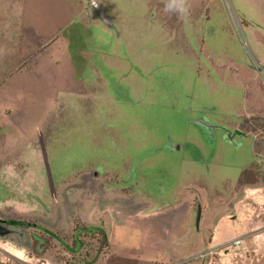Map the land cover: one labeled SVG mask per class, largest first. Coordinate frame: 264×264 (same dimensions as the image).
I'll list each match as a JSON object with an SVG mask.
<instances>
[{"label": "rangeland", "instance_id": "obj_1", "mask_svg": "<svg viewBox=\"0 0 264 264\" xmlns=\"http://www.w3.org/2000/svg\"><path fill=\"white\" fill-rule=\"evenodd\" d=\"M20 1L21 6L25 5L32 12V26H58L52 24L53 20L44 12L47 10L46 3L54 2L53 0ZM73 1L77 7V2ZM111 1L117 10L116 15L109 18L113 24L119 25V32H111L110 36L98 33L104 37H100L102 41L97 40L100 41V46H105L106 49L110 47L111 53V57L106 58L108 62L101 67L99 76L87 58L89 46L96 45L94 36L97 32H93L94 25L90 29L83 28L78 17L71 18L68 14L63 15V12L58 16V21H64L63 25L54 28L52 36L69 38L73 52L79 53L81 57L75 55L72 67L63 65V77L57 80V86L53 82L55 79L36 76L37 72L44 73L47 66L41 60L38 68L33 71L31 81L35 88L33 91L39 94L62 87L64 92H73L72 95L45 97L34 94L24 98L31 102L28 107L19 100L15 105L0 108V183H6L10 191L7 201H0V214L15 216L34 225L24 230L25 238L13 235V231L0 236V264H264V234H255L256 229H264V120H252L249 126L244 127L256 135V156L252 151L253 139L247 137L238 145L226 147L211 168L210 165L204 167L196 162L200 167H195L196 172H201L199 176L193 174L195 169H190L189 163L180 161L182 152L192 155L196 149L193 151L186 148L175 153L162 149L150 157L151 165L145 164V158L140 161L141 166L136 169L139 176L136 180L134 177L132 191L127 193L115 189L105 176H95L91 168L87 167L86 160V165L74 160L71 151L67 150L68 146L62 143H75L78 138L79 141L87 139V129L83 128V131L78 124L73 125V122L83 120L85 116L91 117L92 111L96 125L97 122L111 125L118 117L117 122L123 121L130 128L129 125L136 121L135 109L132 103H126L122 99L129 97L130 85L139 83L145 75L166 71L175 77L174 72L181 75L192 74L198 67L202 68L200 72L203 75L210 69L204 62L192 66L189 63H179L184 49L182 46L168 47L163 34L161 33V37L157 35L153 0ZM231 2L232 0H219L224 13L219 10L211 13L210 22L213 24L208 26L213 27L216 33L208 35V48L211 46L213 50H225L237 57H244L243 62L262 76L264 70L258 69L264 62L250 47L243 26L236 18L239 12L235 11V0V9ZM252 3L259 6L254 11L255 17L263 21L264 0H254ZM59 4L64 9L72 10L71 0H59ZM211 4H216L215 0ZM99 6L105 11L100 3ZM113 54L118 56L114 57ZM135 61L137 64L134 65ZM209 78L214 82L213 74ZM98 88L120 99L114 103L109 98L104 103L103 97L96 94L92 96V93L98 92ZM115 104L119 112L115 109ZM230 106L225 107V112L235 113L230 110ZM19 114H25V120ZM104 145L110 146L112 153L120 147L115 143ZM147 146L150 144L143 145L132 140L131 144L122 148L129 155L128 164L133 154L138 156ZM112 160L117 167L122 166L120 159ZM246 168L252 169L247 183H243L241 176L233 187L226 184L223 188L222 184L226 179L233 181ZM186 176L191 181L190 185L185 183L184 186L191 187L205 210L209 211L211 207L218 209L206 222L215 224L222 215L233 213L237 216L234 225L239 226L241 232L231 240L236 242L234 244L208 248L205 241L199 246L196 241L199 231L206 238H210L213 231L205 228V221L202 223L204 227L199 223L197 229L195 219L198 206L194 203L190 222L185 221L189 223V229L186 228L173 241L176 243L180 239L178 244L183 247L180 251L183 255L181 258H167L172 255L171 250H164L162 246L155 247L154 237L152 239L148 235L149 231L143 233L139 225L129 219L121 221L117 213L123 204L137 210L146 208V205H162L165 200L166 204H170L182 199L183 194L190 190L183 189L176 196L172 189L180 187ZM125 178L130 180V177ZM121 179L124 180V176ZM201 188L207 195H203L204 198L201 196ZM236 204L238 208H232ZM202 216L201 214V218ZM95 222L99 226H94ZM74 228L82 229L74 233ZM102 232L108 238L107 246L101 243ZM161 242L166 243L160 237V244ZM173 242L168 244L172 245Z\"/></svg>", "mask_w": 264, "mask_h": 264}, {"label": "crops", "instance_id": "obj_2", "mask_svg": "<svg viewBox=\"0 0 264 264\" xmlns=\"http://www.w3.org/2000/svg\"><path fill=\"white\" fill-rule=\"evenodd\" d=\"M53 1L46 3L47 10L44 12L53 20L52 24L55 23L58 26L52 25V27L47 28L46 26H32V12L28 11L25 5L21 6L20 0H0V108L7 105H15L19 100L24 103L25 107H28L31 102H27L24 98L29 95L33 96L34 94L35 96L45 97L63 94L64 96L72 95L73 92H64L62 87L59 90L55 88L53 92L39 94L33 91L35 88H33L31 81L33 71L38 68V64L41 62L47 64L45 72H37L36 76L41 78L46 77L50 80L55 79L53 82L56 83L58 79H62L63 77V65L73 66L75 55L81 57L79 53L73 52L69 38L66 36H52V33L55 31L54 28H59L63 25L64 21H58V16L63 12V15L68 14L71 18L73 16L78 17V21L82 24L83 28L90 29L94 25L93 32L95 30L97 32V35L94 36L96 45L89 46L90 51L87 53V58L98 76L101 74V67L108 62L106 58L111 57L110 47L106 49L105 46H100V41L98 42L97 40L100 39L102 41L100 37H103L98 33L110 36L111 32H119V25L113 24L109 18H113L116 15L117 8H114V2H110V0H95L98 5L100 3L104 8L105 11L102 10L103 16L108 15L110 22L106 23L99 18L98 9L90 4L89 0L88 2L85 0H75L77 7H75L74 1L71 0V11L64 9L60 5L63 1L60 4L59 0ZM252 1L254 0H235L236 9L233 0V3H231L235 11L239 12L236 18L243 26L250 47L257 57L264 62V15L263 21L255 17L254 11L259 6L253 4ZM185 2L189 9L188 14L180 15L169 12L166 9L167 0H153L152 6L156 10L154 17L157 20V35L159 34L161 37L163 34V39L168 47L182 46L184 50L181 51L183 53L180 56L181 59L178 60L179 63H189L192 66V64L205 62L209 65L210 69L206 68L207 75L210 76L212 74L211 70H213L218 79V83L216 80V82L210 84V91L214 93L218 92L222 95L224 99L219 102L221 107L225 108L231 105L230 108L235 112L237 118L264 120V75L261 76L257 71L244 63V57H237L225 50H213L211 46L210 49L208 48V35L216 31L213 27L208 26V24H213L212 21L210 22L211 13L213 10H219L221 13H224L220 8L219 0H215L216 4H211L212 0H185ZM146 7H148V3ZM87 10L88 13L86 14ZM220 29L221 31L223 30L222 28ZM113 55L114 57L118 56L117 54ZM42 57H45V59L42 60ZM40 60L41 62H39ZM135 64H137L136 61L134 62ZM143 79L144 77L140 79L139 83L130 85L129 89L131 92L128 96H131L134 100L138 99L142 92H144V89L147 88ZM95 94L103 97L104 103H107L106 101H109V98L114 99V94L106 93L104 90L101 91L100 88H98V92L92 93V96ZM234 106L235 110H233ZM114 107L118 112L120 111L116 104ZM24 116L25 114H19V117L23 120H25ZM85 117L83 120H78V122L74 121L73 125L78 124L77 126L83 131L87 129L86 137L88 138V128L89 126L95 128L94 122L96 121H94L93 111L91 117ZM6 118L8 119L9 116ZM26 120L29 119L26 118ZM201 193V196L204 198L203 195H206V193L203 190H201ZM193 196L194 193L190 189L187 194H183L182 199L175 200L170 204L151 207H149L150 205H146V208H139L137 210L130 209L127 205L123 204L121 206L122 209L118 210V218L121 221L129 219L136 222L141 230H143V233L146 230L149 231L150 234L148 235H151L152 239L154 237L155 247L162 246L164 250L172 251V255L167 258H181L183 253L180 251L183 250V247L178 244L180 243V239L176 243L173 241H176L177 236L184 233L186 228L189 229V223L185 221L189 220L190 222ZM232 208H238V205H232ZM205 209L202 204L201 214L203 216L200 220L201 227H204L202 223L205 221V228L211 229L213 234L210 238H206V235L201 234L199 231V237L196 239L199 246L205 241H207L208 248L213 246L223 247L227 243L232 244L231 240L241 232L239 226L234 225L237 216L233 213H226L215 224H212L206 221L209 220V217L214 212H218V209L215 207H211L209 211ZM206 212L209 213L207 214ZM96 222L93 223L94 226H99ZM255 234H264V229H256ZM160 237L166 243L162 244L161 242L160 244ZM170 241L173 242L172 245L168 244ZM157 260L160 259L158 258Z\"/></svg>", "mask_w": 264, "mask_h": 264}, {"label": "flooded vegetation", "instance_id": "obj_3", "mask_svg": "<svg viewBox=\"0 0 264 264\" xmlns=\"http://www.w3.org/2000/svg\"><path fill=\"white\" fill-rule=\"evenodd\" d=\"M104 17L110 22L107 16ZM200 70L202 68L198 67L192 74L186 73V75L174 72L175 77L171 72L166 71L161 74L151 73L145 75L143 82L147 88L144 89L141 96L136 100L131 96L122 99L123 101L126 100V103H132L135 109L136 121L129 125L130 128L126 127V123L123 121H120L122 125L117 122L118 117L108 126L100 122H97L98 125H96L94 122L95 128L92 126L88 128L87 139L84 138L79 141L78 138L75 143L73 141L62 143L68 146L67 150L71 151L74 160H79L78 163L82 164H85L86 160L87 167L91 168L95 176H105L107 182L110 181L115 189L125 193L132 191V183L139 176L136 169H138L140 161L145 158V164L151 165L150 157L162 149H167L171 153L182 152L186 148H191L193 151L196 149L198 154L195 152L196 150L192 155L182 152L180 161L189 163V168L195 169L193 174L199 176L201 172H196L195 167H200L196 162L204 167L210 165L211 168L214 166V162H217L216 159L219 160L220 154L226 147L238 145L247 137L253 139L252 151L256 156L254 151L256 135L244 128L253 121L237 118L235 113H226L225 108L219 104L224 99L222 95L210 91L209 85L216 82V80L218 83L214 72L212 73L213 82L209 78L211 75H207V70L203 75ZM113 98L114 101L120 99L116 96ZM126 106L131 107L128 104ZM132 140H136L143 145L150 144V146L144 148L138 156L133 154L130 159L131 162L128 164L129 155L122 148L131 144ZM112 143L120 146L115 153H112L110 146L104 145ZM113 158L120 159L122 165L120 168L112 163ZM81 159H84V161H81ZM145 164L143 163V165ZM251 170V168L241 170L238 177L233 181L226 179L222 184L223 188L226 187V184L233 187L236 182L240 181L241 176H243V183H247L246 180L249 179ZM119 175L124 176V180ZM140 175L143 176V173H140ZM125 177H130V180ZM134 177H136L135 180ZM186 177L180 187L172 189L176 196L183 192V189L190 190V186H184L185 183L190 185L189 181H191L189 176ZM8 196H10V191L7 184L0 183V201L6 202ZM149 197L151 199V196ZM163 202L164 204L167 203L166 200ZM192 203H196L198 208L201 207L195 195ZM0 219L6 221L3 222V225L11 229L12 234L17 237L25 238L24 230L34 226L15 216L0 214ZM80 229L74 228V233L79 232Z\"/></svg>", "mask_w": 264, "mask_h": 264}, {"label": "water", "instance_id": "obj_4", "mask_svg": "<svg viewBox=\"0 0 264 264\" xmlns=\"http://www.w3.org/2000/svg\"><path fill=\"white\" fill-rule=\"evenodd\" d=\"M90 3L96 8L98 9L99 11V14H100V18L106 22V23H109L107 19H105V15L103 16V11L101 10V8L99 7V5L97 4V2L95 0H89ZM258 70H264V63L259 67ZM200 218H201V207L198 208L197 210V214H196V227L199 226V223H200ZM3 222H6L4 219H0V236H5L9 233L12 232L11 229L7 228L5 225H3ZM232 244H234V242H232Z\"/></svg>", "mask_w": 264, "mask_h": 264}, {"label": "clouds", "instance_id": "obj_5", "mask_svg": "<svg viewBox=\"0 0 264 264\" xmlns=\"http://www.w3.org/2000/svg\"><path fill=\"white\" fill-rule=\"evenodd\" d=\"M166 9L180 15H187L189 11L185 0H167Z\"/></svg>", "mask_w": 264, "mask_h": 264}, {"label": "trees", "instance_id": "obj_6", "mask_svg": "<svg viewBox=\"0 0 264 264\" xmlns=\"http://www.w3.org/2000/svg\"><path fill=\"white\" fill-rule=\"evenodd\" d=\"M75 228H76V225H75ZM83 228H85V227H83ZM102 233H103V237H102L101 243L104 244L105 246H107L108 245V238H107V236L105 235L104 232H102Z\"/></svg>", "mask_w": 264, "mask_h": 264}]
</instances>
